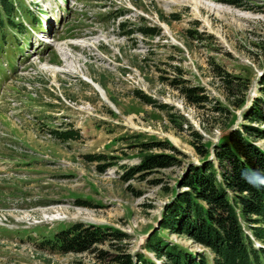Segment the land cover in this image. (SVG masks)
I'll return each mask as SVG.
<instances>
[{
  "label": "rangeland",
  "instance_id": "obj_1",
  "mask_svg": "<svg viewBox=\"0 0 264 264\" xmlns=\"http://www.w3.org/2000/svg\"><path fill=\"white\" fill-rule=\"evenodd\" d=\"M13 1L15 19L38 23L0 29V264H114L107 241L98 245L102 257L43 243L71 222L121 232L131 255L143 251L162 264L142 245L171 196L164 188L179 190L185 167L200 162L192 132L212 160V145L257 94L264 0ZM39 31L48 43L35 39ZM215 67L247 84L240 107L225 99ZM180 84L201 87L208 100L189 103ZM56 128L77 136L62 140ZM148 141H166L174 151L149 152L178 164L123 181L121 166L138 164L136 145ZM256 143L264 149V140ZM166 238L201 249L182 235Z\"/></svg>",
  "mask_w": 264,
  "mask_h": 264
},
{
  "label": "trees",
  "instance_id": "obj_2",
  "mask_svg": "<svg viewBox=\"0 0 264 264\" xmlns=\"http://www.w3.org/2000/svg\"><path fill=\"white\" fill-rule=\"evenodd\" d=\"M15 11L12 0H0V29L21 26L14 20ZM139 29L153 31L147 26ZM215 72L226 89L225 99L233 107H240L247 84L218 67H215ZM179 82L174 80V83ZM257 83V94L242 109L241 120L236 127L221 135L212 145V160L206 159L209 152L202 136L192 132L194 150L200 162L185 167L175 183L179 190L164 188L171 196L163 206L158 227L142 245L143 250L150 252L155 259L163 257L162 264H264V249L255 247L250 237L264 244V186L259 185L256 175L251 177L258 184L256 187L242 177L246 170H255L257 175L264 176V149L256 143L264 140V73ZM179 87L191 104L199 105L208 100L201 87L184 84ZM213 107L219 112L226 111L218 104ZM57 131L54 135L62 140L77 136L71 128ZM136 146L142 153L141 158L138 164L121 166L123 172L119 177L123 181L179 162L171 154L149 152L155 148L174 151L166 141L141 142ZM90 157L98 159L102 156ZM111 163L104 162L98 171ZM169 234L191 239L201 247L200 251H190L168 240ZM125 237V234L107 226L71 222L55 232L51 239L45 238L43 243L60 253L96 252L102 257L105 252L98 245L107 241L115 248L111 263L156 264L143 251L133 255L126 251L120 244Z\"/></svg>",
  "mask_w": 264,
  "mask_h": 264
},
{
  "label": "clouds",
  "instance_id": "obj_3",
  "mask_svg": "<svg viewBox=\"0 0 264 264\" xmlns=\"http://www.w3.org/2000/svg\"><path fill=\"white\" fill-rule=\"evenodd\" d=\"M254 175H256L257 179L260 181L259 185L264 186V176L257 175L255 170H253L251 172L246 170L245 172L242 173V177H244L246 179V182H248L251 186L256 187V186H258V184L256 183L255 180H253L251 178Z\"/></svg>",
  "mask_w": 264,
  "mask_h": 264
},
{
  "label": "bare ground",
  "instance_id": "obj_4",
  "mask_svg": "<svg viewBox=\"0 0 264 264\" xmlns=\"http://www.w3.org/2000/svg\"><path fill=\"white\" fill-rule=\"evenodd\" d=\"M90 84H92V86L95 87V89H97L101 93L102 97L104 98V95H103L101 89L97 85H95V84H93L91 82H90ZM45 217L48 218L49 220L56 219V216L55 215L54 216H49V217L45 216Z\"/></svg>",
  "mask_w": 264,
  "mask_h": 264
}]
</instances>
